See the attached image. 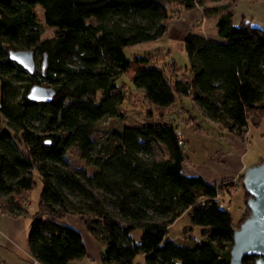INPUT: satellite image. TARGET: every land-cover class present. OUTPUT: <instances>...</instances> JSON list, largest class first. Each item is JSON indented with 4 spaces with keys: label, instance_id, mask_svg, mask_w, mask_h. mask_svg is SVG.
<instances>
[{
    "label": "trees",
    "instance_id": "16d2710c",
    "mask_svg": "<svg viewBox=\"0 0 264 264\" xmlns=\"http://www.w3.org/2000/svg\"><path fill=\"white\" fill-rule=\"evenodd\" d=\"M237 1L0 0V211L29 215L26 203L37 172L42 190L30 215L27 241L38 262L71 264L87 257L81 233L62 223L67 215L79 214L102 246L103 264H132L138 255L146 264H230L234 229L249 215L248 194L243 188L245 209L234 224L220 198L232 194L236 183L187 176L183 139L165 121L164 111L177 96H187L206 117L240 139L260 124L264 29L245 18L234 24ZM34 6L42 8L53 36H41ZM193 7L201 9L202 18L216 17L221 40L205 37L195 24L183 40L188 65L179 66L169 53L155 59L125 56L126 47L158 40L171 19ZM10 48L32 49L39 55V69L36 62L34 73L26 71L9 58ZM122 76L143 91V102L149 105L146 120L113 132L93 156L91 134L97 122L124 116L119 106L130 97L118 83ZM33 84L53 87L52 100L28 98ZM35 123L55 137L36 130ZM14 132H20L19 142ZM157 145L164 155L150 158ZM74 146L93 165V173L69 168L66 157ZM69 193L80 198H69ZM186 211L190 225L183 234L196 242L193 246L168 238L169 226ZM196 226L207 227L203 241L187 235ZM136 230L139 239L134 238ZM254 260L246 257L243 264Z\"/></svg>",
    "mask_w": 264,
    "mask_h": 264
},
{
    "label": "crops",
    "instance_id": "0c3cea01",
    "mask_svg": "<svg viewBox=\"0 0 264 264\" xmlns=\"http://www.w3.org/2000/svg\"><path fill=\"white\" fill-rule=\"evenodd\" d=\"M232 9L234 11L233 20L235 25H238L242 18H245V21H250L252 25L264 29V0H238L232 6ZM213 18L215 22L216 17ZM209 19H212V17L202 18L201 9L193 7L182 12L178 17L171 19L168 31L163 36L177 38L183 42L193 26L199 23L200 28H202H199V32L202 35L210 39L221 40L217 34L215 23L213 30H208L207 22ZM161 53L163 52L161 51ZM168 53L171 56L170 50ZM228 136V141H220L219 149L208 154L206 159L203 158L204 162H195L186 154L187 162L184 165V172L187 176H201L209 183L219 184L227 181L236 183V189L232 194L225 193L221 197L224 202L226 199L233 198L235 194L239 195V197L241 196V200H244V192H242L243 188L240 186L239 176L249 166L264 160V115L258 126H252L248 129L245 139H240L232 134H228ZM27 207L29 210L28 216L10 215L0 211V264H41L32 256L27 241V230L30 215L32 214L30 205ZM244 209V207L241 208L240 218ZM84 221L85 219L82 215L69 214L62 222L74 227L81 233L82 241L87 251V257L72 261L71 264H103L101 261L102 246L85 229ZM173 224H176L179 230L176 236L171 233ZM189 225V216L186 211L169 226L168 238L185 246H193L196 242L186 239L183 235V229ZM206 229L207 227L196 226L187 235L194 240L196 238L200 242L204 240L202 232ZM195 234L200 235V237ZM134 238L137 239L136 236ZM136 257L132 264H146L143 255L139 256L140 259L143 257L142 262L140 260L139 263H135Z\"/></svg>",
    "mask_w": 264,
    "mask_h": 264
},
{
    "label": "rangeland",
    "instance_id": "374dc122",
    "mask_svg": "<svg viewBox=\"0 0 264 264\" xmlns=\"http://www.w3.org/2000/svg\"><path fill=\"white\" fill-rule=\"evenodd\" d=\"M33 11L35 16L42 26V37H51L54 34V28L47 26L43 20V10L40 6H34ZM214 18L209 19L207 22L208 30L214 27ZM202 29V28H200ZM198 29V31L200 30ZM10 45H4L5 48H8ZM161 48V49H160ZM171 51V56L177 59L179 66L184 67L188 65V57L184 52L183 42L177 38H171L169 36H163L157 41L143 42L138 43L129 47H126L124 50L125 56L128 59H132L134 56H145V57H167L168 51ZM161 51L163 53H161ZM167 52V56L165 54ZM162 55V56H161ZM39 55H35V61L37 62V70L39 69L38 62ZM119 84H124L126 94L129 99L126 98L119 110L124 114L123 117H104L99 120L95 126V130L91 134V139L94 142V147L92 149V155L95 156L97 153L104 149V144L107 141V138L112 135L113 132H120L125 126L142 124L146 120V113L149 110V105L143 102V91L136 89L134 85L128 81L125 76H122L118 80ZM43 86H48V84H42ZM61 100H58L59 104ZM159 113H156L153 118L154 120L159 119ZM165 121L170 122L177 127V130L180 133V136L183 139V149L185 154L193 159V161H205L206 156L212 151L219 149L221 142L228 141L229 139L228 132L225 130L224 125L222 126L220 122L212 121L204 115L201 109L195 106L192 103L190 97L187 96H177L174 104L166 108L165 111ZM193 116V119L191 118ZM37 128L36 130L40 131L41 127L37 123L34 124ZM197 125H200L199 128ZM41 132V131H40ZM46 134L48 138L55 137L52 131L41 132ZM14 138L17 142L20 141V132H14ZM164 155V148L160 145H157L154 149L153 154L149 155L151 158L159 159ZM67 164L69 168L73 171L81 173L82 171L88 172L91 174L94 172V167L91 164L81 158L77 147H71L68 149L67 153ZM35 184L33 188L28 193V202L27 206L30 205L31 213H33L38 207V201L40 198V193L42 190V181L37 172L34 173ZM243 188V187H242ZM242 192H244L242 190ZM69 198H80L76 194H70ZM2 198H8L6 194L1 195ZM221 199V198H220ZM230 201V202H229ZM221 206L227 209L234 223H237L240 219L241 208L245 206L244 200H241V196L234 195L231 199H226L225 202L222 201ZM183 228V226H182ZM171 233L173 236H176L179 233V230L176 224L171 226ZM134 236L139 239L140 231L136 230L133 232ZM184 235V234H183ZM198 235V234H195ZM187 236V235H186ZM197 237H200L198 235ZM138 255L135 259V263L143 257Z\"/></svg>",
    "mask_w": 264,
    "mask_h": 264
},
{
    "label": "water",
    "instance_id": "95a60500",
    "mask_svg": "<svg viewBox=\"0 0 264 264\" xmlns=\"http://www.w3.org/2000/svg\"><path fill=\"white\" fill-rule=\"evenodd\" d=\"M8 56L29 73L35 72V53L32 49L10 48ZM46 65L47 54L44 53L41 60L42 72ZM54 95L53 87L40 84H33L27 94L34 101H51ZM242 186L248 194L246 207L249 215L234 229L229 262L243 264L244 258L253 256V264H264V160L245 169Z\"/></svg>",
    "mask_w": 264,
    "mask_h": 264
}]
</instances>
